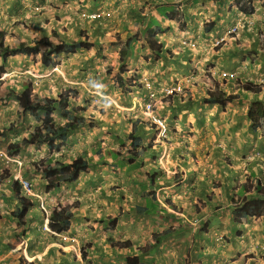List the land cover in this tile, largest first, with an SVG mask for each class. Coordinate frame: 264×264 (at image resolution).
Segmentation results:
<instances>
[{
    "label": "crops",
    "instance_id": "obj_1",
    "mask_svg": "<svg viewBox=\"0 0 264 264\" xmlns=\"http://www.w3.org/2000/svg\"><path fill=\"white\" fill-rule=\"evenodd\" d=\"M91 12L99 16L91 18ZM237 21L236 31L226 35ZM0 29L8 47L40 38L91 43L54 56L48 65L42 62L43 46L35 54L0 59V93L7 92L0 97V116L18 111L20 120L15 128L0 122L7 129L0 130V140L19 142L39 123L17 103L28 84L37 98L55 100L67 90L68 102L85 106L87 121H93L54 150L38 140L12 155L0 150V168L4 161L17 168L12 178L28 179L37 203L20 232L10 214L18 206L13 179L0 174V264H124L134 255L141 264H264V202L251 216L238 212L241 203L264 199L255 189L259 183L264 190V114L257 122L251 118V112L264 108V0H0ZM149 31L159 48L145 43ZM221 36L225 41L216 45ZM128 40L121 64L119 51ZM122 65L123 89L116 82ZM143 76L157 96L153 113L168 125L161 139L143 112L147 90L136 85ZM173 83L184 91L163 97L161 88ZM220 90L235 98L224 107L204 102L208 91ZM93 94L110 103L106 109L92 105ZM54 118L63 122L58 112ZM92 127L90 143L80 139L81 149L73 156L91 161L88 169L46 192L32 163L71 161L73 136L84 131L87 140L86 129ZM132 129L143 146L150 145L129 161L119 149L126 151L122 142H129ZM116 144L121 148H112ZM133 165L136 174L128 168ZM72 196L65 241L33 240L44 219L42 199L64 204ZM151 201L152 212L130 213ZM18 232L21 238L12 239ZM85 237L92 241L88 261L78 248Z\"/></svg>",
    "mask_w": 264,
    "mask_h": 264
},
{
    "label": "trees",
    "instance_id": "obj_2",
    "mask_svg": "<svg viewBox=\"0 0 264 264\" xmlns=\"http://www.w3.org/2000/svg\"><path fill=\"white\" fill-rule=\"evenodd\" d=\"M245 1L248 0H244ZM243 4V3H242ZM248 5V4H246ZM245 5V6H246ZM242 6V5H241ZM242 10L245 8L242 6ZM145 43L151 48H159L160 44L156 42L153 37V32L149 31L145 36ZM90 42L82 40H70L61 43H54L48 38L35 39L32 44L20 42L16 46L8 47L4 43V33L0 29V59L5 60L9 56H13L17 53L29 55L35 54L43 46L45 49L41 51L42 62L45 65L53 62V57L62 52H74L76 49L89 48ZM130 40L126 41L123 48L119 51V61L122 64L126 57L127 49H129ZM123 65L120 66L118 75H116V82L118 86H122L124 81L122 78V72H124ZM3 71V65L0 66V73ZM0 80V85H1ZM71 93L73 90L69 89ZM1 96V93H0ZM68 91L60 93L55 100L50 97L37 98L32 90L30 84H28L17 95V103L22 113H30L39 122L29 134L28 137L20 139L18 144L10 143V147L18 149L19 146L32 143L34 140L45 142L50 150H54L60 147L68 137L74 133V131L82 128L83 126L93 125V121H87L85 117V106H77L70 104ZM235 98L234 94L220 91H208L207 96L204 98L206 103H217L221 107H224L228 102ZM58 112L59 117L63 122H58L54 118V113ZM264 114V108H258L255 112H251V118L256 121ZM135 129L128 134V143L122 142V146H126V154L124 158H128L129 161H133L134 158L141 155L145 151L148 145L143 146L139 136L134 134ZM8 154L12 155L13 151L8 150ZM123 158V159H124ZM33 168L42 174L45 181V190L50 191L55 187H58L61 183L73 182L78 179L81 172L86 171L89 167V160L84 156L78 155L69 162L52 160L50 158H43L36 160L32 163ZM16 191V199L18 206L10 211L12 217L16 218L21 224L24 222V216L28 212L29 208L33 206L34 201L27 196L19 193L20 184L15 180L13 182ZM255 189L260 196L264 195V190L259 186V183L255 185ZM264 199L254 197L248 201L241 203L238 207V212L243 216H251L263 208ZM155 204L151 201L147 206H135L131 209L130 213H149L154 210ZM150 208V209H148ZM73 212L67 206L58 205L55 206L50 214L48 225L52 230L56 232H66L70 226ZM117 244V243H115ZM122 245L128 246L129 241H123ZM124 264H141L139 258L134 255L126 259Z\"/></svg>",
    "mask_w": 264,
    "mask_h": 264
},
{
    "label": "rangeland",
    "instance_id": "obj_3",
    "mask_svg": "<svg viewBox=\"0 0 264 264\" xmlns=\"http://www.w3.org/2000/svg\"><path fill=\"white\" fill-rule=\"evenodd\" d=\"M42 47V46H41ZM129 80V83H134L133 82V80L132 79H128ZM141 82V81H140ZM140 82L138 83V82H136V85H140ZM141 86H142V84H141ZM118 87H120L121 89H123V85L122 86H118ZM63 92V91H62ZM61 92V93H62ZM7 92H5V93H1V96L0 97H2V96H5V94H6ZM69 95V94H68ZM102 97L101 96H99L98 94H93V96H92V99H91V101H92V105H94V106H96V105H100V107H105V109H106V107L108 106V104H110L108 101H102ZM104 104H103V103ZM11 109H12V107L11 106H9ZM100 107H98V108H100ZM112 107V106H111ZM18 111H15L14 113H17ZM4 113V112H3ZM14 113H12L11 115H7V116H5L4 115V117H2V116H0V122H1V124L2 123H6V125H8V126H12L13 125V127L15 128V127H18V123H19V118L14 114ZM5 114V113H4ZM97 115V114H96ZM58 122H60V120H57ZM5 125V124H4ZM2 126V125H1ZM5 127V126H4ZM3 126H2V128H0V130H3V133H5L6 131H7V129H5ZM94 130H95V128H87L86 129V133H87V140H86V137L84 136V131H78L77 132V134L75 135V136H73V139H74V141H75V146H74V148L72 149V156H71V160L72 159H74V154H77L79 151H80V149H81V142H79V140L80 139H85V141H86V143L85 144H88V143H90L89 141H90V139L93 137V135H95V132H94ZM35 141H37V140H35ZM10 143H14V144H17L18 142H8V138L7 137H4V138H2V140H0V150H2L3 152H5V153H7L8 154V150L10 149V150H12L13 151V153H15L16 152V149H14V148H11L10 147ZM84 147V146H83ZM117 147L118 148H121V145H119V144H116L115 145V147H112V148H114V149H117ZM37 150H40L39 149V147H35ZM119 150H121V154L122 153H125L126 151H125V148H121V149H119ZM120 153V152H119ZM9 155V154H8ZM115 156V155H114ZM4 157V156H3ZM46 157H48V156H46ZM69 157V156H68ZM117 158V156L114 158V160ZM67 160H69V158H67ZM10 163V162H9ZM9 163H7V161H4V163H3V165H1V168H0V174L2 175V177H4V178H6L7 176H9V175H11V179H13L12 178V174L15 172V170L17 169V168H12V166H9L10 164ZM90 163H91V161L89 162V165H90ZM120 163V162H119ZM129 169H130V171L131 172H133V171H137V168H136V166H131V167H128ZM132 168V169H131ZM10 170H11V172H10ZM120 172H121V170H120ZM134 174H136V172H133ZM81 174H82V172L80 173V175H79V177L81 176ZM140 175H142V174H140ZM143 176V175H142ZM78 177V178H79ZM144 177V176H143ZM45 182V181H44ZM85 186H86V183L84 182L83 184H82V187H83V190H84V188H85ZM141 189H145V187H141ZM58 192V191H57ZM84 192H85V196L87 197V192L84 190ZM73 193H71V195H72ZM76 196V195H75ZM75 196H72V198L73 197H75ZM74 199L75 198H73V199H68V202H66V203H64V205L65 206H67V207H71V204H74L75 202H73L74 201ZM81 200H85V198H81ZM46 201H48L49 202V200L48 199H46ZM57 201V200H56ZM142 201H146V200H144L143 198H142ZM90 201H89V199H87V203H89ZM147 202V204H148V200L146 201ZM94 204V206L96 205L99 209L101 208V205H100V203H97V202H95V203H93ZM80 205H85V203L83 202V203H81ZM38 206H40V204L38 205ZM44 207H45V209H46V205H44ZM40 209L43 211V209L40 207ZM37 211V209L35 208L34 209V211L33 212H36ZM38 212V211H37ZM49 212V211H48ZM89 212V211H88ZM87 212V213H88ZM135 214V213H134ZM139 215H143V214H145V213H138ZM47 215H46V213H44V219H45V217H46ZM109 218H111V216H108ZM43 219V222H41V223H39L38 225H39V230H38V232H35V229L33 230V234L31 235V237H33L34 236V238H33V240H37V239H39V241L40 240H43V241H46V239H47V228H45V226L43 225V224H45L46 223V221ZM116 219V218H115ZM105 220V219H104ZM111 221V220H110ZM29 222V221H28ZM109 223H111V222H109ZM32 224H34V220L32 221ZM14 225L16 226V229H19V231L21 232L22 230H23V226H26V216H25V224H21L19 221H17L16 220V222H14ZM48 227V226H47ZM49 229V228H48ZM16 234V233H15ZM19 232H18V234L16 235V237H14V238H12V239H15V238H21V237H19ZM24 235H26V234H23L22 236H24ZM36 238V239H35ZM82 239H84V240H80V241H78V244H79V249H80V252H82V258L83 259H85L86 261H88V255L90 254V249H91V243L89 244V242L88 241H91L90 240V238H88V237H85V238H82ZM112 239V238H111ZM114 239V238H113ZM112 239V240H113ZM17 240V239H16ZM92 242V241H91ZM123 241H119V243L121 244ZM122 245V244H121ZM85 251V252H84ZM106 255V254H105ZM107 256V255H106ZM71 264V263H70ZM73 264V263H72Z\"/></svg>",
    "mask_w": 264,
    "mask_h": 264
},
{
    "label": "clouds",
    "instance_id": "obj_4",
    "mask_svg": "<svg viewBox=\"0 0 264 264\" xmlns=\"http://www.w3.org/2000/svg\"><path fill=\"white\" fill-rule=\"evenodd\" d=\"M91 13H93V12H91ZM238 23V24H237ZM240 23L237 21L233 26H235L236 25V29H237V26L239 25ZM232 26V27H233ZM231 27V28H232ZM231 28L227 31V33H226V35L227 34H230V33H234L235 31H236V29H235V31H233V32H230L229 33V31L231 30ZM222 37V36H221ZM224 37H226V36H224ZM220 38V37H219ZM218 38V39H219ZM217 41V40H216ZM225 41V40H224ZM223 42V41H222ZM221 43V42H220ZM216 45H218V44H216ZM143 78H146L147 80H149V81H151L149 78H147V77H145V76H143V77H141V84L146 88V90H147V94H146V99H145V102H144V104L147 102V100H148V93L150 92V91H153L154 92V89H153V85H152V88L151 89H148L146 86H145V82H144V80H143ZM152 82V81H151ZM173 84H179V83H173ZM173 84H169V85H173ZM181 85V84H180ZM166 86V85H165ZM164 87V86H163ZM162 87V88H163ZM162 88H161V93H162ZM183 91H184V88H183ZM182 91V92H183ZM155 93V92H154ZM175 93H179V92H175ZM181 93V92H180ZM174 94V93H173ZM162 95H163V93H162ZM172 95V94H171ZM171 95H167V96H165V95H163V97H169V96H171ZM156 98H157V96H156V94H155V98H154V105H155V101H156ZM144 104H143V112H144ZM153 109H154V106H153ZM152 113H153V110H152ZM144 114L146 115V113L144 112ZM154 114V113H153ZM147 116V115H146ZM159 116V115H158ZM148 117V116H147ZM148 119H149V121H150V118L148 117ZM164 119V118H163ZM165 120V119H164ZM151 123V122H150ZM152 124V123H151ZM166 124H167V122H166ZM167 130H168V125H167ZM156 133H157V131H156ZM166 133H167V131H166ZM166 135V134H165ZM158 136V135H157ZM165 137V136H164ZM164 137H160V139L161 138H164ZM127 150V149H126ZM143 153V152H142ZM140 156V155H139ZM15 180H17V182L20 184V190H19V193L20 194H23L24 196H27L29 199H32L33 200V198H32V195H31V191H32V184H31V182L28 180V179H23L22 177H21V174H19V175H16L14 178H13V182L15 181ZM21 180H27V181H29V183H30V193H28L24 188H23V186H22V183H21ZM13 187H14V185H13ZM16 191H17V189H16ZM16 194V193H15ZM16 198V197H15ZM34 201V204H33V206L35 205V203H36V201L35 200H33ZM37 204V203H36ZM44 205H46V209H45V207H44ZM47 205H49V206H47ZM58 205H63V206H65L64 204H61L60 202L59 203H55V202H52V203H49L48 201H46V199L45 198H43L42 199V203H40V207L43 209V212L44 213H46L47 214V216L45 217V219H46V223L45 224H43L44 226H45V228H47V238L48 237H52L53 239H55V238H58L60 241H65V239L67 238L66 237V235L67 234H65V232H56L55 230H52V228H50L49 227V225H48V221H49V217H50V214H51V211H52V209L55 207V206H58ZM30 208H32V207H30ZM29 208V209H30ZM47 210V211H46ZM49 211V212H48ZM27 214V213H26ZM26 214H25V216H26ZM25 216H24V222L22 223V225L23 224H25ZM18 221V220H17ZM196 222H199L200 221V219H196L195 220ZM194 221V222H195ZM48 226V227H47ZM49 228V229H48ZM30 230L31 229H29L27 232H26V235L28 234V233H30ZM68 231V230H67ZM25 235V236H26ZM36 239V238H35ZM47 240V239H46ZM261 250L262 251H264V246H262L261 247ZM85 252V251H84ZM81 256H82V252H81ZM20 264H22V263H20ZM24 264H34V261H25V263Z\"/></svg>",
    "mask_w": 264,
    "mask_h": 264
},
{
    "label": "built area",
    "instance_id": "obj_5",
    "mask_svg": "<svg viewBox=\"0 0 264 264\" xmlns=\"http://www.w3.org/2000/svg\"><path fill=\"white\" fill-rule=\"evenodd\" d=\"M88 16L91 17V18H95V17H98L99 14L97 12H93V13H90ZM235 29H236V25L231 28L229 33L235 31ZM224 40H225V37L222 36L217 41H215V44H219L220 42H222ZM143 80L145 82V86L148 89H151L153 83L151 81L147 80L146 78H143ZM182 91H183V87L180 84L166 85V86H164L162 88V93L165 96L171 95V94H173L175 92H179L180 93ZM154 98H155V93L153 91H150L148 93V100L144 104V112L150 118V122L154 126L155 130L157 131V135L160 138V137H164L165 136L166 131H167V124H166V121L161 116H158V115L152 113L153 106H154ZM261 125L264 128V117L261 120ZM21 183H22L23 188L28 193H30V183H29V181L21 180Z\"/></svg>",
    "mask_w": 264,
    "mask_h": 264
}]
</instances>
